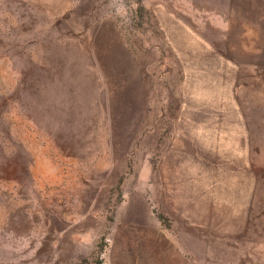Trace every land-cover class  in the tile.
<instances>
[{"label":"rangeland","instance_id":"374dc122","mask_svg":"<svg viewBox=\"0 0 264 264\" xmlns=\"http://www.w3.org/2000/svg\"><path fill=\"white\" fill-rule=\"evenodd\" d=\"M0 264H264V0H0Z\"/></svg>","mask_w":264,"mask_h":264},{"label":"crops","instance_id":"0c3cea01","mask_svg":"<svg viewBox=\"0 0 264 264\" xmlns=\"http://www.w3.org/2000/svg\"><path fill=\"white\" fill-rule=\"evenodd\" d=\"M186 142H187V144H189V145H193L194 148H196V147H195V141H191V140H187V139H186ZM197 151H198V153H199L198 157L201 159L200 161L202 162V164H203L204 166H206L207 163H205V161H208V160H207L208 158H205L206 155H204V153L201 152L199 149H197ZM211 156H216V157H217V154L213 152V154H212ZM217 158H218V157H217ZM212 159H213V158H212ZM213 160L218 161V160L215 159V158H214ZM221 160H223V159H221Z\"/></svg>","mask_w":264,"mask_h":264}]
</instances>
